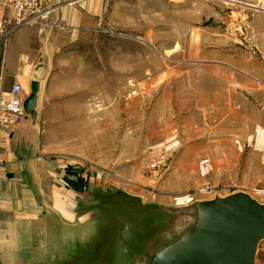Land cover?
<instances>
[{
  "label": "rangeland",
  "instance_id": "obj_1",
  "mask_svg": "<svg viewBox=\"0 0 264 264\" xmlns=\"http://www.w3.org/2000/svg\"><path fill=\"white\" fill-rule=\"evenodd\" d=\"M76 4L80 33L34 115L51 159L83 177L36 238L66 243L58 264H145L195 201L245 192L264 204V0Z\"/></svg>",
  "mask_w": 264,
  "mask_h": 264
},
{
  "label": "crops",
  "instance_id": "obj_2",
  "mask_svg": "<svg viewBox=\"0 0 264 264\" xmlns=\"http://www.w3.org/2000/svg\"><path fill=\"white\" fill-rule=\"evenodd\" d=\"M41 1L48 4L55 0ZM76 1L57 4L52 21L19 26L0 40L1 92L8 93L13 85H20L27 98L34 81L40 83V91L43 83L55 85L59 54L64 47L74 45L80 33L82 7ZM261 44L264 51V40ZM260 78L264 79V73ZM42 131L38 117L32 115L12 129H0V264H52L50 252H56V261L67 259L66 243L37 239L50 235L55 210L66 214L61 205L68 203V191L76 182L80 186L83 177L80 174L77 180L69 176L66 163L51 159L50 150L42 147Z\"/></svg>",
  "mask_w": 264,
  "mask_h": 264
},
{
  "label": "water",
  "instance_id": "obj_3",
  "mask_svg": "<svg viewBox=\"0 0 264 264\" xmlns=\"http://www.w3.org/2000/svg\"><path fill=\"white\" fill-rule=\"evenodd\" d=\"M39 92L40 83L32 82L23 103L32 116ZM189 210L187 226L151 251L147 264H256L264 241V204L248 193L237 192L195 201Z\"/></svg>",
  "mask_w": 264,
  "mask_h": 264
},
{
  "label": "built area",
  "instance_id": "obj_4",
  "mask_svg": "<svg viewBox=\"0 0 264 264\" xmlns=\"http://www.w3.org/2000/svg\"><path fill=\"white\" fill-rule=\"evenodd\" d=\"M52 11L41 0H0V34L5 39L19 26L45 23ZM25 99L20 85H13L8 93L0 91V129H12L25 120L28 116L23 107ZM162 165L161 161H153L148 175L159 173ZM256 192L264 194V190ZM260 248L264 250V241L260 243Z\"/></svg>",
  "mask_w": 264,
  "mask_h": 264
},
{
  "label": "bare ground",
  "instance_id": "obj_5",
  "mask_svg": "<svg viewBox=\"0 0 264 264\" xmlns=\"http://www.w3.org/2000/svg\"><path fill=\"white\" fill-rule=\"evenodd\" d=\"M251 195V194H250ZM252 196V195H251ZM253 197V196H252ZM254 198V197H253ZM189 221L191 220V217L188 219ZM150 257V256H149ZM149 257H148V259H149ZM147 262H148V260L146 261V263L145 264H147Z\"/></svg>",
  "mask_w": 264,
  "mask_h": 264
}]
</instances>
